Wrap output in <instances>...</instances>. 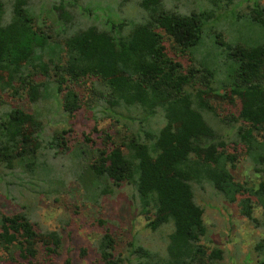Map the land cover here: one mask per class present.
<instances>
[{"label":"trees","instance_id":"trees-1","mask_svg":"<svg viewBox=\"0 0 264 264\" xmlns=\"http://www.w3.org/2000/svg\"><path fill=\"white\" fill-rule=\"evenodd\" d=\"M51 2L44 13L30 0H0V104L7 95L33 107L49 83L67 121L49 146L42 144L44 127L34 112L13 108L0 117L3 196L11 200L16 190L35 185L18 182L25 174L50 183L59 171L42 160L45 154L74 153L81 163L88 145L94 153L83 167L107 183L98 196L129 186L158 239L154 250L129 244L123 256L105 231L94 247L99 264H222L224 250L202 243L207 226L197 187L237 205L263 232L253 250L256 264H264V8L257 4L248 19L258 26L254 37L244 44L221 42L212 65L198 62L193 49L207 22L230 12L236 0H205L189 13L168 10L165 0H138L139 14L131 20L111 19L93 0ZM47 50L51 57L45 59ZM217 90L230 104L240 100L236 115L221 116ZM80 112L94 125L72 150L71 120ZM103 122L121 126L114 133L120 139L99 129ZM227 139L241 150L257 183L235 177L238 155L225 149ZM61 245L58 231L37 228L25 211H0V264H49ZM80 255L87 257V250Z\"/></svg>","mask_w":264,"mask_h":264},{"label":"rangeland","instance_id":"rangeland-1","mask_svg":"<svg viewBox=\"0 0 264 264\" xmlns=\"http://www.w3.org/2000/svg\"><path fill=\"white\" fill-rule=\"evenodd\" d=\"M51 1L54 0H30L33 9L44 13L51 5ZM93 1L106 7L108 14L105 15L114 20H131L139 14L138 0ZM236 1V7L230 12L224 13L220 18L217 16L216 21L207 22L208 24L203 27L200 43L193 49L198 62L205 60L207 63H212L221 54V42L244 44L258 31V26L252 25L248 19L255 14L252 9H257L258 5L264 8V0ZM201 2H205V0H165V7L173 12L189 13L201 10ZM99 13L103 12L100 10ZM48 57H51L50 51H44V58ZM188 61L185 59V63ZM214 64L215 61L212 65ZM2 79L4 81L6 77H2ZM52 89L51 84H46L41 101L33 107L27 100L19 102L15 99L12 101L9 96L5 95L2 98L3 103L0 104V117L2 119L7 117V113L13 108L34 112L44 127V142L42 144L56 145L51 138L57 129L62 128L65 123L67 124V121L63 123L64 117L60 113L59 105L54 101L53 93H49ZM216 94L214 103L221 116L236 115L240 100L237 98L234 104H230L222 98L220 90H217ZM78 114L80 115L77 120H71L74 131L68 137L72 150L79 148L77 141L83 140L81 134L89 132L94 125L84 115V112ZM120 127L117 124L113 126L111 122H103L98 126L99 129H105L111 134L116 131L122 132ZM116 136L118 135L114 134V137ZM117 138L120 139V136ZM230 143L225 149L238 155V164L234 171L235 177L239 181H250V185L257 183L258 179L252 175L241 150L234 151V144ZM87 146L84 147V150L87 151L88 157L84 156V161L81 163L78 162L80 159L74 153L68 157L65 154L59 156L45 154L42 160L47 164H52L51 166L59 171V174L50 183L44 184L37 179L31 180L32 177L25 174L18 182L32 181L35 185H24L22 190H16L11 200L3 196L1 191L3 187L0 185V211L3 214L12 215L25 211L37 228L55 230L61 234L62 245L59 256L54 257L49 264H64L67 258L71 259L72 264H99L94 247L105 231H108L116 239V254L123 256L126 255L128 246L132 243L149 250H154L157 245L158 239L146 228V219L140 215L139 207L132 197L129 186L122 187L114 195L98 196L103 184L107 183L103 179L94 178L84 169L83 163L88 164L92 153H94L91 146ZM24 164L18 166L17 169L23 171ZM12 182L17 183L14 179ZM194 193L195 200L204 209V222L207 226V235L202 243L210 249L216 246L224 250L222 264H256L257 259L253 248L258 242V238L263 236V232L256 229L239 213L237 205L226 204L209 188L197 187ZM22 206H26L27 209H23ZM259 214L260 210L256 209L254 216L258 217ZM100 221L104 223L100 225ZM81 249L87 250V257L81 258Z\"/></svg>","mask_w":264,"mask_h":264}]
</instances>
